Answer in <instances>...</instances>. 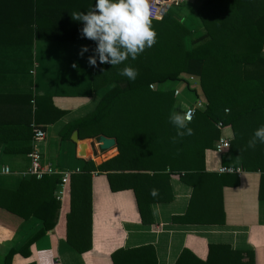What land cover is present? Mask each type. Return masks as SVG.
<instances>
[{
    "label": "trees",
    "instance_id": "1",
    "mask_svg": "<svg viewBox=\"0 0 264 264\" xmlns=\"http://www.w3.org/2000/svg\"><path fill=\"white\" fill-rule=\"evenodd\" d=\"M9 1L0 0V10ZM13 3L18 7L29 3L38 10V0H15ZM95 3L96 0H78L77 8L73 3V12L86 14ZM183 4L182 1L168 8L161 19L152 18L157 42L135 60L129 56L123 63L112 66L100 64L97 57V65L92 66L93 88L111 86L90 113L67 124L60 133L64 138L77 129L80 138L104 134L116 139V155L97 166L87 160L80 171L70 175L66 240L79 253L91 247L90 173L96 168L107 172L111 190L129 188L133 191L142 223L153 222L152 203L172 199L171 174H179L193 186L186 211L173 216L174 222L223 223V209L218 216L214 207L209 211L204 209L203 213L196 211V203H207L215 194L190 179H219L220 207L222 185L239 184L236 173L217 174L204 169L205 153L208 149L214 150L222 133L216 125L219 122L232 131L230 146L221 153V165L259 171L258 196L264 200V144L257 142L254 149L248 147L254 131L264 125V57L261 55L264 0H203L196 11L187 14L195 16L194 20L189 19L194 27L189 26L181 11L174 10ZM82 27L83 23L76 21L72 29L37 28L31 31L30 40L34 37L85 40L92 56L96 43L82 38ZM198 27L202 31L194 35ZM129 66L138 72L135 80L120 75V71ZM186 76L197 80V88L185 84V98L201 97L206 104L204 109L196 111L188 125L194 134L180 138L169 121L170 112L182 109L176 106L180 90L158 86L167 81L185 83ZM150 84L155 87L151 88ZM175 89L179 90L178 95H174ZM62 113L58 110L57 116ZM60 182L61 175L53 173L41 178L29 176L15 189L0 185V208L39 222L38 229L16 250L23 256H29L30 246L56 224L60 200L55 190ZM12 255L13 251L5 257V263H9ZM111 260L113 264H158L150 244L118 248L111 253ZM175 264H254V255L251 250L210 243L204 260L183 248Z\"/></svg>",
    "mask_w": 264,
    "mask_h": 264
},
{
    "label": "crops",
    "instance_id": "2",
    "mask_svg": "<svg viewBox=\"0 0 264 264\" xmlns=\"http://www.w3.org/2000/svg\"><path fill=\"white\" fill-rule=\"evenodd\" d=\"M202 1L184 0V4L174 10L181 11L192 26L189 19L194 20L195 16L187 14L196 11ZM9 2L0 10V185L15 189L21 180L29 177L24 176V172L29 165L32 123L46 130V137L39 144L45 162L71 174L84 167L87 160L77 152V143L71 138L77 129L64 138L60 133L67 124L90 113L111 85L93 88L92 66L88 62L90 45L88 51L80 55L86 46L85 40L36 37L30 40L31 31L37 28L72 29L76 22L71 16L72 6L74 3L77 8L78 0H38V10L29 3L18 7L13 3L15 0ZM198 31L202 28L198 27L194 35ZM261 55L264 57V45ZM185 80L189 86H196V79L186 76ZM171 82L178 81H167L158 87L172 88ZM58 110L63 111L59 116ZM222 132L232 137L230 127L225 126ZM116 154L115 146L91 160L97 166ZM6 167L8 173L3 172ZM220 167L221 154L208 149L205 171L218 174ZM90 175L89 250L79 253L66 240V216L71 202L68 184L61 193L55 190L60 200L57 222L30 246L29 256L16 250L38 229L39 222L0 208V264H113L111 253L114 250L145 244L154 247L158 264H175L183 248L204 260L210 243L251 250L254 264H264V200L258 196L259 171L241 168L237 174L238 185L223 184L221 207L219 179L190 177L215 194L207 203H196V211L203 213L204 209L209 211L214 207L218 216L223 209L221 224H184L172 220L173 216L186 211L193 191L192 184L179 174H171L169 179L172 199L151 204L153 222L149 224L141 222L131 189L111 190L107 172L98 168L91 170ZM11 251V259L5 263Z\"/></svg>",
    "mask_w": 264,
    "mask_h": 264
},
{
    "label": "clouds",
    "instance_id": "3",
    "mask_svg": "<svg viewBox=\"0 0 264 264\" xmlns=\"http://www.w3.org/2000/svg\"><path fill=\"white\" fill-rule=\"evenodd\" d=\"M72 19L81 21L82 38L96 43L93 55L88 57L91 66L100 64L119 65L129 56L135 60L146 48H151L157 42V32L152 27L149 0H96L95 7L83 12H73ZM88 48L81 49L83 56ZM120 75L129 80H135L138 72L132 67H124ZM193 119L190 109L172 111L169 121L177 129V137L193 135V129L188 127ZM176 142V137H173ZM257 142L264 144V125L257 128L248 142L249 148H255ZM155 194V190H153Z\"/></svg>",
    "mask_w": 264,
    "mask_h": 264
},
{
    "label": "built area",
    "instance_id": "4",
    "mask_svg": "<svg viewBox=\"0 0 264 264\" xmlns=\"http://www.w3.org/2000/svg\"><path fill=\"white\" fill-rule=\"evenodd\" d=\"M184 0H149V10L151 12V18L153 19H161L163 14L170 8L171 6L178 5ZM193 78V77H190ZM151 88L155 87V84H150ZM179 90L175 89L174 95H178ZM205 100L201 97L195 98L190 103L183 104L179 99L176 101V106L183 107L184 110L190 109L194 114L197 110H202L205 108ZM220 130H224L223 125L219 122L216 124ZM31 149L28 153L29 157V165L27 170L24 172V176H34L36 178H41L45 174H53L59 173L61 175V182L57 187V191L61 193V189L68 185L70 182V171H58L55 169L53 165L48 162H45L43 159L42 152L40 150L39 144L42 142L46 137V130L39 126L36 123L31 124ZM230 146V138L224 135L222 132L219 138L216 140L214 144V151L221 154ZM3 172L8 173L9 169L6 167L4 168ZM219 172L221 173H237L241 172L240 167H230V166H222L219 168ZM58 198V197H57Z\"/></svg>",
    "mask_w": 264,
    "mask_h": 264
},
{
    "label": "water",
    "instance_id": "5",
    "mask_svg": "<svg viewBox=\"0 0 264 264\" xmlns=\"http://www.w3.org/2000/svg\"><path fill=\"white\" fill-rule=\"evenodd\" d=\"M71 138L77 143V152L86 160H91L99 153H104L116 146V139L104 134L79 138L77 130H74Z\"/></svg>",
    "mask_w": 264,
    "mask_h": 264
},
{
    "label": "rangeland",
    "instance_id": "6",
    "mask_svg": "<svg viewBox=\"0 0 264 264\" xmlns=\"http://www.w3.org/2000/svg\"><path fill=\"white\" fill-rule=\"evenodd\" d=\"M83 43H85V45H86V47L89 49V44H88V42L87 41H84ZM185 84H188V82L187 81H185V83H182V82H171L169 85L171 86V87H178L179 88V90H180V97H179V100L180 101H182V103L183 104H187L188 103V100H192V98L191 99H188V98H185L187 95V91H186V89H185ZM189 85V84H188ZM196 85V84H195ZM190 87L192 88V89H195V88H197L196 86H193V85H190ZM191 96H189V98H190Z\"/></svg>",
    "mask_w": 264,
    "mask_h": 264
}]
</instances>
